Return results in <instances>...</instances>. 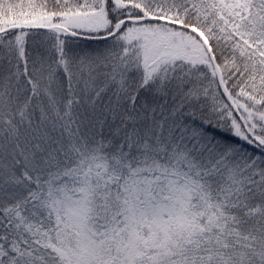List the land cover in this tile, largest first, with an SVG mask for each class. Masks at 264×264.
<instances>
[{"label":"snow or ice","instance_id":"1","mask_svg":"<svg viewBox=\"0 0 264 264\" xmlns=\"http://www.w3.org/2000/svg\"><path fill=\"white\" fill-rule=\"evenodd\" d=\"M0 264H264V0H0Z\"/></svg>","mask_w":264,"mask_h":264}]
</instances>
